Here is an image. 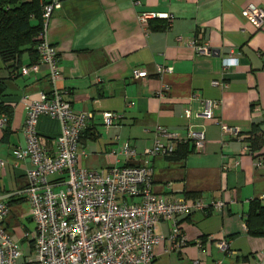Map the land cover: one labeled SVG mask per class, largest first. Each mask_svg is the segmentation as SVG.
<instances>
[{"label": "crops", "instance_id": "1", "mask_svg": "<svg viewBox=\"0 0 264 264\" xmlns=\"http://www.w3.org/2000/svg\"><path fill=\"white\" fill-rule=\"evenodd\" d=\"M59 2L46 29L58 55L55 85L73 112L91 115L80 135L78 167L107 171L126 164L124 156L112 151L127 143L140 154L152 147L156 127L183 139L189 131L203 132V152L180 159L146 157L143 163L152 169L156 196L198 199L206 205L223 201L225 206L217 213L180 216L185 240L180 248L169 238L172 221L158 222L154 234L163 239L153 248L152 264H256L264 235H250L245 221L252 201L264 204V24L255 29L242 10L253 5L264 11V0ZM141 13L167 14L171 20L152 19L142 27L137 19ZM192 44L207 45L211 55L196 54ZM229 55L238 60L227 69L222 60ZM31 59L28 53L16 63L0 58V116L7 119L0 128V197L18 194L27 185L32 165L16 162L11 150L26 143L25 104L51 90L45 65L29 76L20 73L32 65ZM160 67L172 71L159 72ZM135 71L146 72V77L135 79ZM213 81L219 85L212 86ZM163 86L168 91L160 98ZM204 100L219 104L215 121L236 129V135L199 116ZM107 112L118 116L109 127L103 124ZM38 131L55 152L58 124L40 118ZM133 163H140L139 157ZM9 209L5 225L11 237L19 243L31 240L34 227L26 200L10 196ZM221 241L229 255L217 249Z\"/></svg>", "mask_w": 264, "mask_h": 264}, {"label": "built area", "instance_id": "2", "mask_svg": "<svg viewBox=\"0 0 264 264\" xmlns=\"http://www.w3.org/2000/svg\"><path fill=\"white\" fill-rule=\"evenodd\" d=\"M41 5L42 32L36 47L38 63L23 67L24 76L37 73L40 65L48 69L51 90L40 93L39 100L25 104L26 120L23 127L26 143L11 150L16 162L28 161L32 168L27 171V185L18 194L29 205V220L33 224V238L28 240L30 253L24 255L21 244L7 231L5 220L9 215L10 196L0 197V264H152L153 248L163 237L154 234L155 225L162 220H171L173 229L169 238L180 248L185 240L181 236L178 218L192 211L220 212L225 203L213 201L208 205L189 198L166 200L152 192V169L143 163L146 157H166L174 153L178 144L189 143L193 152L204 150L205 136L200 131H189L186 138L156 127V139L150 148L138 154L129 144L112 151L113 156H124L126 164L110 167L107 171L80 168L77 165L78 145L91 115L75 113L56 88L60 78L58 55L46 38V29L51 15L60 7L59 0H39ZM242 15L255 28L264 24V11L249 5ZM171 16L155 13H141L138 22L146 27L152 19ZM196 54L210 56L207 45L192 44ZM237 58H223L224 68L237 64ZM169 67L159 72L170 73ZM146 72L135 71L134 78H145ZM212 86H218L213 81ZM168 86L158 92L160 98L167 94ZM199 116L218 123L224 133L236 135L237 130L229 128L214 119L219 104L201 101ZM185 117H190L185 110ZM55 121L59 134L55 137V152L46 147V141L38 131L40 118ZM118 118L107 112L103 124L109 127ZM6 117L0 116V128L6 124ZM161 139L167 141L163 143ZM140 163H133L136 158ZM142 160V162H141ZM4 162L0 161V168ZM264 199V197H263ZM28 237L27 234L24 235ZM200 246V242H197ZM219 251L229 255L225 242H217ZM193 264H199L194 260ZM256 264H264V249L259 253Z\"/></svg>", "mask_w": 264, "mask_h": 264}, {"label": "trees", "instance_id": "3", "mask_svg": "<svg viewBox=\"0 0 264 264\" xmlns=\"http://www.w3.org/2000/svg\"><path fill=\"white\" fill-rule=\"evenodd\" d=\"M41 5L39 0H0V58L3 62L20 60L23 53H28L31 62L36 63L38 54L36 47L42 32ZM2 87L0 86V92ZM2 109V108H1ZM2 110H0V113ZM257 129L252 133L255 135ZM252 134V135H253ZM255 143L257 136H254ZM193 152V146L178 144L169 158H183ZM250 235H264V204L254 200L250 203L245 221Z\"/></svg>", "mask_w": 264, "mask_h": 264}, {"label": "rangeland", "instance_id": "4", "mask_svg": "<svg viewBox=\"0 0 264 264\" xmlns=\"http://www.w3.org/2000/svg\"><path fill=\"white\" fill-rule=\"evenodd\" d=\"M21 244V250L23 251L24 255H28L30 253V247H29V242L27 241H22L20 242Z\"/></svg>", "mask_w": 264, "mask_h": 264}]
</instances>
